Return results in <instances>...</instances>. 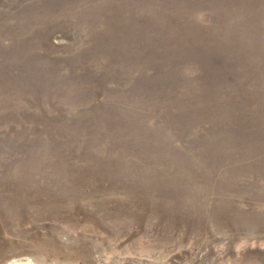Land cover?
Here are the masks:
<instances>
[{"label": "rangeland", "instance_id": "obj_1", "mask_svg": "<svg viewBox=\"0 0 264 264\" xmlns=\"http://www.w3.org/2000/svg\"><path fill=\"white\" fill-rule=\"evenodd\" d=\"M0 264H264V0H0Z\"/></svg>", "mask_w": 264, "mask_h": 264}]
</instances>
